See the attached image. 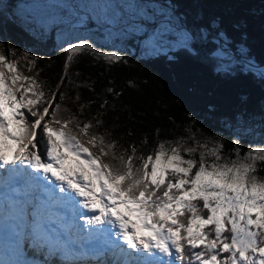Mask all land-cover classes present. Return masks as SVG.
Returning <instances> with one entry per match:
<instances>
[{
    "label": "snow or ice",
    "instance_id": "snow-or-ice-1",
    "mask_svg": "<svg viewBox=\"0 0 264 264\" xmlns=\"http://www.w3.org/2000/svg\"><path fill=\"white\" fill-rule=\"evenodd\" d=\"M6 47L0 42V173L40 188L51 202L35 198L31 215L37 240L43 235L41 209L72 194L85 210L84 227L90 233L115 230L126 246L120 254L135 264H264V176L259 175L264 144L242 153L237 140L225 154L220 138L191 132L158 140L146 155L134 143L123 147L95 130L104 123L101 113L82 121L65 107L63 112L70 114L62 115L65 93L60 88L66 75L48 96L35 77L24 75L16 60L7 58ZM62 51L67 53L65 73L78 55L92 54L109 64L124 59L117 52L98 51L87 40ZM29 57L25 51L33 70L35 60ZM77 86L91 89L87 83ZM32 203L21 205L23 218Z\"/></svg>",
    "mask_w": 264,
    "mask_h": 264
},
{
    "label": "trees",
    "instance_id": "trees-1",
    "mask_svg": "<svg viewBox=\"0 0 264 264\" xmlns=\"http://www.w3.org/2000/svg\"><path fill=\"white\" fill-rule=\"evenodd\" d=\"M149 1L189 33L187 48L141 56L139 44L147 36L145 31L134 40H122L127 49L116 52L123 61L109 64L92 54L78 55L65 73L67 53L57 44L56 27L35 35L8 15L23 0H6L0 9V42L10 45L4 52L30 54L35 69L28 65V70L48 96L66 75L60 88L65 93L62 115L70 114L63 112L65 107L82 121L101 113L104 123L95 130L123 147L134 143L146 155L158 140L187 137L191 132L198 138H220L225 154L232 152L237 140L242 153L261 137L264 143V77L259 70L264 69V0ZM82 26L90 29L93 22ZM70 33L71 43H78L75 32ZM221 47L232 58L231 63L224 62L223 69L216 65ZM84 83L91 89L77 86ZM259 175L264 176V171ZM51 260L63 264L57 258Z\"/></svg>",
    "mask_w": 264,
    "mask_h": 264
},
{
    "label": "rangeland",
    "instance_id": "rangeland-1",
    "mask_svg": "<svg viewBox=\"0 0 264 264\" xmlns=\"http://www.w3.org/2000/svg\"><path fill=\"white\" fill-rule=\"evenodd\" d=\"M0 0V9L4 2ZM13 13H8L11 18L28 27L29 31L39 35L40 31L46 32L50 27H56V41L59 47H66L71 43V31L75 32L77 42L87 40L97 49L104 47L106 52H116L117 49L126 50L122 40H134L137 34L147 32V36L139 44V55L144 57L155 56L159 53L168 54L178 47L188 46L189 33L171 22V18L158 4L149 0H23ZM6 11V10H5ZM88 20L93 22L92 28L84 29L82 24ZM71 21L69 24L67 22ZM67 23V26H66ZM100 32L102 36H98ZM102 50V49H101ZM216 52V65L223 69L225 61L232 62L231 55ZM7 49L5 55L10 60H16L18 69L26 76H31L28 64L24 59V52L17 55ZM264 71V69H259ZM7 71V70H6ZM32 77V76H31ZM59 128V125H51ZM71 132V128L64 129ZM72 134H76L73 132ZM89 150L91 145L77 134ZM263 137L257 139L253 145H262ZM94 153V152H93ZM0 232L7 230L2 227ZM16 233L11 237L0 238V256L5 259L1 264H48L38 259L26 257L22 251L21 239L16 240ZM4 239V241H3ZM42 250L38 246V251ZM67 264L76 262L85 264V260H78L74 256H60ZM7 261V262H6ZM106 264H111L112 257L107 258Z\"/></svg>",
    "mask_w": 264,
    "mask_h": 264
},
{
    "label": "bare ground",
    "instance_id": "bare-ground-1",
    "mask_svg": "<svg viewBox=\"0 0 264 264\" xmlns=\"http://www.w3.org/2000/svg\"><path fill=\"white\" fill-rule=\"evenodd\" d=\"M0 178H1V176H0ZM47 182L50 183L49 187L53 186V181L52 180H49ZM12 188H14V189H20V188L27 189L29 187L27 185H25L24 183L20 182V183L15 184ZM55 193H56L57 196L61 195L59 193V188L58 187H55ZM15 199H16V197H13V200H7L6 196L2 192H0V207L3 210L2 213H3L4 218H6V220H8V221H13V218L16 216L15 211L19 210L21 208V205L23 204V203H16L17 201ZM42 200H45L48 204H51V202L48 201V197H44V198H42ZM65 200H67V198H65ZM79 200H80L79 197H74L73 200H72V204L75 206V208L73 209V211H71V220L74 221V222H77V223H82V225H83V224H85V221H84V218L81 216V214H84V213L82 212L80 214V213L74 212V211H78L79 208L81 209L80 204H79ZM27 207H28V209L29 208H33V210H34V205L33 204H28ZM60 211H62V213H65V208L63 207ZM88 214L90 215L91 213H88ZM53 219H56V216H55L54 213L50 212V214L48 215L47 212L45 213V211L43 209H41V212H40V223L42 224V226H44L48 230L51 227L55 226V228L57 230H59L61 233H65L68 239H70V240L75 239L74 236L71 235L61 224L57 225L56 224L57 222L55 223ZM51 220H53L54 224L50 222ZM5 232L8 234V237L12 236L10 230H7ZM85 232H89L90 233L89 228H87V230ZM105 232H106V235L114 237L115 230H112V229L109 228ZM98 233H100V232L92 231L90 233V235L95 240H97V236H98L97 234ZM98 239H99V241L95 245L97 247H100L101 244L103 243V241H105L107 238H106V236H103L102 238H100V236H98ZM3 241H4V239H3ZM92 244H93L92 241H87V245L88 246L92 245ZM25 254L27 255V253H25ZM4 261H5V259L0 256V263H3ZM128 261H129V258L127 257L123 264H126V262H128ZM6 264H8V262Z\"/></svg>",
    "mask_w": 264,
    "mask_h": 264
}]
</instances>
